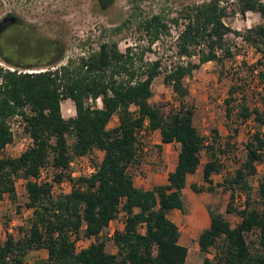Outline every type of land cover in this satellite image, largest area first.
<instances>
[{
    "label": "trees",
    "instance_id": "16d2710c",
    "mask_svg": "<svg viewBox=\"0 0 264 264\" xmlns=\"http://www.w3.org/2000/svg\"><path fill=\"white\" fill-rule=\"evenodd\" d=\"M219 1L184 4L170 19L173 25H182L176 39L177 53L198 54L199 62L178 64L164 75V82L179 99V106L168 115L150 102L160 61L137 65L131 49L120 51L113 41L101 42L97 50L78 57L77 66L68 61L67 65L35 73L0 67V200L8 195L15 201L16 183L23 179L25 206L32 211L27 225L18 228L17 237L7 233L0 241V264H25L27 253L34 249L47 251L41 264H184L188 248L179 242V228L169 214L174 209L183 210L182 190L187 177L198 169L203 150L208 159L202 177L208 186L191 183L190 187L195 192H211L215 186L228 190L226 212L235 213L240 220L233 226L222 212L207 207L210 222L199 233L197 243L205 255L211 248L215 253L204 256L202 264H264V174L258 178L255 195L250 183L257 174V165L264 160L263 1L237 0L242 15L255 11L263 20L241 33L262 53L251 65L261 103L249 104L241 84L229 87L224 99L225 116L238 125L228 138L234 137L238 126L248 120L255 127L239 166L232 174L224 175L218 185L213 183L212 175L222 172L223 165L216 157V150L222 149L215 147L214 141L206 144V137L193 123V108L185 101L189 93L185 78L194 69L233 56L225 36L234 31L224 23L227 6ZM113 2L97 0L102 10ZM131 16L147 34L149 43L169 30L162 13L140 18L139 11L134 10ZM98 97L102 107L95 104ZM67 98L74 102L76 115L65 119L61 101ZM15 115L22 118L24 132L31 141L19 155H4L5 146L13 140L10 119ZM114 115L118 123L109 127ZM143 129L158 130L161 142L179 145L177 162L168 172L167 182L149 189L136 186L129 172V167L141 164L138 143ZM213 132V140L219 139L217 131ZM96 149L103 152L96 171L72 177L70 162ZM48 167L54 170L52 180L56 183L71 182L69 192L55 194L52 183L38 180L41 170ZM238 192L243 198L240 208L234 207ZM119 213H124V224L114 231L111 240L117 249L110 252L101 233ZM92 236L95 241L76 251L75 240Z\"/></svg>",
    "mask_w": 264,
    "mask_h": 264
},
{
    "label": "rangeland",
    "instance_id": "374dc122",
    "mask_svg": "<svg viewBox=\"0 0 264 264\" xmlns=\"http://www.w3.org/2000/svg\"><path fill=\"white\" fill-rule=\"evenodd\" d=\"M196 1L199 0H114L111 6L102 10L97 0H68L67 2L63 0H36L34 2L0 0V19L11 13L18 16L24 24L35 27L36 33L41 39L43 51L49 41L63 45V51L56 62L43 64L35 68V72L64 66L69 63L68 61H74V65L77 66L78 57L97 50L100 43L105 41L116 42L120 51L131 49L136 57L137 65H143L156 58L160 59L161 69L152 82L153 95L150 102L159 107L164 115H168L179 106V99L172 88L164 82V75L167 73L168 65H175L179 60V56L174 52L177 43L175 32L182 28L181 24L172 27L170 19L177 15V11L182 5ZM221 1L227 6V15L223 18L224 23L234 31L225 36L233 56L222 62L213 60L200 64L191 75L185 78V85L189 90L185 101L193 108L194 125L206 137V144L214 141L215 147L222 149L221 152L216 150V157L223 165L222 172L212 175L213 183L217 185L222 182L224 175L232 174L239 166L245 155V143L255 127L253 121L248 120L238 126L234 137L228 138L232 129L238 124L227 120L224 99L228 96V89L231 85L241 84L249 104L260 105L261 95L259 89L256 88L258 79L256 72L251 70V65L261 57L262 53L247 43L241 37V33L263 22L258 12L247 11L242 15L238 10L237 0ZM134 10L139 11L140 18L162 13L169 23L168 32L161 33L160 38L152 45L153 42L149 43V37L144 30L138 28L137 20L131 16ZM119 28L120 30H118ZM14 36L15 40H19L20 43L24 42L23 33L19 32ZM9 40L11 39L9 38ZM196 50L198 51V49ZM189 62L198 63V54H195L194 57L189 56L186 64ZM0 67L8 70L13 69L1 58ZM241 93L242 90L236 96L240 98ZM61 107L65 119L75 117L74 103L70 98L63 99ZM132 109L135 107L132 106ZM117 123L118 117L114 115L108 126L113 127ZM10 125L13 140L6 146L4 155L17 156L27 147V135L24 132L23 120L19 115L11 117ZM213 129L219 136V139L216 137L217 140L212 138ZM68 139L71 141V138L68 137ZM159 139L160 134L157 132L153 134L144 131L139 134L138 146L141 147L139 151L141 164L129 167L134 183L138 186L151 188L154 185L164 184L167 172L173 169L177 162L179 145L170 144L159 148L156 143ZM227 140H229V145L226 144ZM143 146H146L147 150L143 151ZM92 154L98 160L102 157L103 152L97 150ZM207 159V152L203 150L198 169L187 177V185L182 190L183 210L174 209L176 212L171 211L169 214V217L179 227L180 241L189 250L184 264H202L204 256L212 257L215 253V249L211 248L205 255L199 250L197 243L198 234L210 222L207 207L222 212L233 226L240 220V217L235 213L226 212V205L229 202L228 190L221 186H215L211 192L206 189L202 192H195L190 187L191 183H196L203 188L208 186L202 177L203 166ZM53 173L54 170L51 167L43 169L42 180L53 184V193H67L70 190L68 184L71 182L63 180L56 183L52 180ZM262 174H264V160L257 165V174L250 178L253 195H255L258 178ZM24 184L23 179L17 181L15 201L8 195L0 200V241L6 238L7 233L17 237L19 235L18 228L27 225L32 211L25 206L27 195ZM234 207H242L241 192H238L235 197ZM121 227L120 218H117L111 226H107L103 230L102 238L106 240V249L110 252H116L117 247L108 233L112 228ZM45 255H47L45 249L30 250L25 257V264H41Z\"/></svg>",
    "mask_w": 264,
    "mask_h": 264
},
{
    "label": "flooded vegetation",
    "instance_id": "af4514ba",
    "mask_svg": "<svg viewBox=\"0 0 264 264\" xmlns=\"http://www.w3.org/2000/svg\"><path fill=\"white\" fill-rule=\"evenodd\" d=\"M7 18L3 21V18ZM13 17V20H12ZM24 34V42L15 40L16 34ZM35 27L24 24V22L14 14H7L0 19V49L2 60L13 67L18 72L35 73V68L53 63L56 57H60L63 45L55 41H49L46 49L42 50L40 37L36 33ZM9 38L11 40H9ZM22 39V38H21ZM34 69V70H33ZM31 70V72H28Z\"/></svg>",
    "mask_w": 264,
    "mask_h": 264
},
{
    "label": "built area",
    "instance_id": "2783aa9c",
    "mask_svg": "<svg viewBox=\"0 0 264 264\" xmlns=\"http://www.w3.org/2000/svg\"><path fill=\"white\" fill-rule=\"evenodd\" d=\"M261 1H263L264 2V0H261ZM220 2V4L221 5H224L223 3H222V1L220 0L219 1ZM227 25V24H226ZM172 27H174V25H172ZM180 31V30H179ZM179 31H177V32H175V40L177 39V37H178V34H179ZM154 43H156V40L152 43V45L154 44ZM124 52V51H123ZM178 56H179V60L177 61V63H175V65H168V67H167V69H166V72L168 73V72H170L174 67H176V65H178V64H183V65H186V62H187V58H189V56H186V55H179L178 53H177V48L175 47V51H174ZM190 56H192V57H194L195 56V54H191ZM154 60H157V58L156 59H154ZM154 60H149V61H154ZM158 60H160V59H158ZM160 63H161V61H160ZM161 69V64H160V67H159V70ZM10 70H13V69H10ZM39 71H45V69H41V70H39ZM38 71V72H39ZM89 103L90 104H94V102L92 101V99L91 98H89ZM74 103V102H73ZM95 104L98 106V107H102V101H101V97H98L97 99H95ZM74 107H75V105H74ZM61 111H62V107H61ZM75 115H76V110H75ZM16 117L18 116V115H15ZM18 123V122H17ZM11 130H12V128H11ZM141 132H144V129L143 130H141ZM140 132V133H141ZM30 141H31V139L27 136V143H26V145L28 146L29 144H30ZM8 145V144H7ZM6 145V146H7ZM6 146H5V148H6ZM5 148H4V150H5ZM27 148V147H26ZM4 150H3V154H4ZM142 150L143 151H145V150H147V147L146 146H143L142 147ZM97 151V149L96 150H93V151H91L90 153H87V154H85V155H81V156H79L78 157V159L77 160H72L71 162H70V169H71V175H72V177H78V176H89V175H91L93 172H95L96 171V163H98L100 160H101V158L100 159H95L94 157H93V154L92 153H94V152H96ZM78 161V162H77ZM96 162V163H95ZM74 167H76L77 169H73ZM42 171H43V169L41 170V174H40V177H39V181L40 180H42V178H43V176H42ZM61 185H63V183H61ZM68 187L70 188V190H71V187H72V184H68ZM69 190V191H70ZM68 191V192H69ZM66 193V192H65ZM243 199V198H242ZM243 201V200H242ZM117 218H120V224L122 225V227H123V224H124V221H123V218H124V213H119L118 214V216L115 218V219H113L112 221H111V223L108 225V226H111L112 225V223H113V221H116L117 220ZM116 229L115 228H112L111 230H110V232L108 233V236L110 237L113 233H114V231H115ZM103 233V232H102ZM96 240V238L94 237V236H92V237H89V238H79V239H77V240H75V249H76V251H79V250H81V249H83V248H85V247H87L91 242H93V241H95Z\"/></svg>",
    "mask_w": 264,
    "mask_h": 264
},
{
    "label": "crops",
    "instance_id": "0c3cea01",
    "mask_svg": "<svg viewBox=\"0 0 264 264\" xmlns=\"http://www.w3.org/2000/svg\"><path fill=\"white\" fill-rule=\"evenodd\" d=\"M144 131H146V130H144ZM146 132H150V133H158V134H160L159 133V131L158 130H155V131H146ZM156 143L159 145V148H164V146L165 145H170V144H177V146H178V143L177 142H172V143H163V142H161V139H159L158 141H156ZM171 170H173V169H171ZM171 170H169V171H171ZM168 171V172H169ZM168 172H167V175H168ZM166 181H167V176H166ZM166 181L164 182V183H166ZM135 184V183H134ZM136 185V184H135ZM136 186H138V185H136ZM138 187H141V186H138ZM142 188H144V187H142ZM150 188V187H149ZM149 188H144V189H149ZM176 210V209H175ZM175 210H172L173 212H176ZM112 221V220H111ZM111 221H110V223H111ZM109 223V224H110ZM177 225V224H176ZM208 227V226H207ZM122 228V227H121ZM121 228H118V229H121ZM179 228V227H178ZM206 228V227H205ZM101 235H102V233H101ZM113 235V234H112ZM112 235L110 236V237H112ZM199 235V234H198ZM197 238H198V236H197ZM179 242L181 243V244H183L181 241H180V237H179ZM183 245H185V244H183ZM186 246V245H185ZM199 247V246H198ZM200 250V249H199ZM188 252H189V250H188ZM47 255H45L44 256V258L46 257Z\"/></svg>",
    "mask_w": 264,
    "mask_h": 264
},
{
    "label": "water",
    "instance_id": "95a60500",
    "mask_svg": "<svg viewBox=\"0 0 264 264\" xmlns=\"http://www.w3.org/2000/svg\"><path fill=\"white\" fill-rule=\"evenodd\" d=\"M7 18L5 17V18H3V21H5ZM12 20H13V17H12Z\"/></svg>",
    "mask_w": 264,
    "mask_h": 264
}]
</instances>
